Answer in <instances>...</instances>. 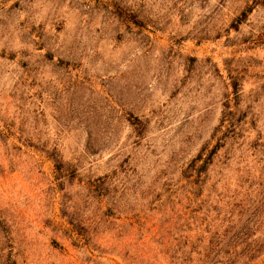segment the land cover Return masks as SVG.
Listing matches in <instances>:
<instances>
[{
  "label": "rangeland",
  "instance_id": "374dc122",
  "mask_svg": "<svg viewBox=\"0 0 264 264\" xmlns=\"http://www.w3.org/2000/svg\"><path fill=\"white\" fill-rule=\"evenodd\" d=\"M0 264H264V0H0Z\"/></svg>",
  "mask_w": 264,
  "mask_h": 264
}]
</instances>
